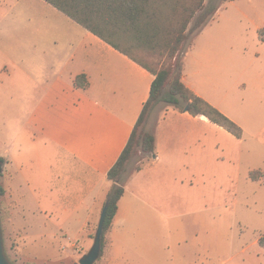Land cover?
Listing matches in <instances>:
<instances>
[{
  "label": "crops",
  "instance_id": "0c3cea01",
  "mask_svg": "<svg viewBox=\"0 0 264 264\" xmlns=\"http://www.w3.org/2000/svg\"><path fill=\"white\" fill-rule=\"evenodd\" d=\"M35 5L21 16L27 23L21 51L10 52L0 32V67H20L8 88L20 98L21 141H26L0 154L5 196L13 203L10 242L16 264H73L93 244V225L111 186L108 172L134 131L155 76L46 0ZM211 19L190 47L197 66L221 55V34ZM189 64L185 59L183 82L218 106L199 88V74ZM81 74L87 87L75 85ZM218 129L226 130L205 115L162 108L150 130L155 151L125 177L104 264H264V227L245 225L242 232L250 230L249 237L238 246L227 239L226 246L215 217L188 211L200 201L190 200L188 192L201 188L216 160ZM154 187L164 190L161 210L144 197L153 198ZM173 191L180 194L174 203ZM187 222L209 230L185 231Z\"/></svg>",
  "mask_w": 264,
  "mask_h": 264
},
{
  "label": "rangeland",
  "instance_id": "374dc122",
  "mask_svg": "<svg viewBox=\"0 0 264 264\" xmlns=\"http://www.w3.org/2000/svg\"><path fill=\"white\" fill-rule=\"evenodd\" d=\"M35 2L37 0H21L20 2L0 0V19L4 18L0 32L6 35L5 45L12 53L22 50L23 43L19 42V39L22 38L21 32L27 27V23L22 21L21 16H26L24 13H29V10L36 8ZM205 3L220 6L211 19V26L219 29L221 34L220 58L215 63L203 66H197L195 62H192L194 55L190 47L196 32L190 34L179 58L183 62L185 59L190 62L188 68L191 71L194 70L192 72L195 74H199L197 79L199 88L222 108L224 113L227 112L226 114L242 127L243 132L241 137H236L223 129L213 132L214 141H218L217 147L214 148L216 160L206 173L204 182L200 185L201 188L188 192L190 200L192 197L200 200L196 205L188 207V211L191 212V216L215 217L218 221L217 225L220 226H217L216 230L220 228L221 243L228 246L226 242L228 239L238 246L249 237L250 230L242 232L243 228L246 230L245 225L252 228L264 227V181H253L249 176L251 171L256 173L264 171L262 142L264 141V0H206ZM38 10L41 9L38 8ZM133 52L154 69L170 63L166 55L159 52L137 49ZM12 75L14 77L20 75L19 65L9 63L7 69L5 66L0 67L1 156H5L6 150L12 145L20 147L21 143L26 142L21 141L23 130L20 123V98L12 95L8 88L11 84L9 77ZM15 89L19 87L15 86ZM166 105L169 104L166 102L153 104L139 132H150L162 108ZM145 158L146 153L140 146H136L127 163L125 177H130L140 169ZM1 163L4 168V162ZM13 169L14 172L18 170L15 167ZM4 180V178L1 179L3 183ZM150 192L153 198H148V195L144 197L147 200L152 199L150 201L153 204V210H161L158 204L164 197V190L154 187ZM177 196L180 197V194L173 191V203ZM12 204L6 196H0L5 247L10 259L16 264L17 259L11 248L9 230ZM98 221L93 225L92 238H94ZM185 228V231L197 229L207 232L209 230L207 226L202 228L195 222H187ZM16 246L15 242L13 247Z\"/></svg>",
  "mask_w": 264,
  "mask_h": 264
},
{
  "label": "trees",
  "instance_id": "16d2710c",
  "mask_svg": "<svg viewBox=\"0 0 264 264\" xmlns=\"http://www.w3.org/2000/svg\"><path fill=\"white\" fill-rule=\"evenodd\" d=\"M79 24L101 37L116 49L128 55L148 69L155 78L150 96L146 102L132 135L116 163L108 172L110 190L109 207L104 225L102 254L95 264H104L106 255V235L112 228L119 209V202L125 193V171L136 146L146 153L155 151V136L139 128L150 107L158 102H166L181 110L188 107L193 115H205L213 123L223 127L236 137H241L243 129L228 115L213 104L197 95L183 82L185 62L179 54L184 49L190 34L199 31L219 10V5H207L206 0H46ZM190 24L192 26L190 27ZM159 52L165 54L169 64L154 69L140 60L133 50ZM77 87H87L85 74L78 75ZM4 162V159H0ZM0 196L6 189L1 181ZM253 181H264V171L250 172ZM95 236V235H94ZM264 246V237L261 238ZM83 254V253H81Z\"/></svg>",
  "mask_w": 264,
  "mask_h": 264
},
{
  "label": "water",
  "instance_id": "95a60500",
  "mask_svg": "<svg viewBox=\"0 0 264 264\" xmlns=\"http://www.w3.org/2000/svg\"><path fill=\"white\" fill-rule=\"evenodd\" d=\"M185 111H188V107L185 108ZM3 171L2 163L0 162V172ZM109 207V199L107 198L104 207L101 211L97 229L94 236V241L90 249L85 252L78 261H75L73 264H95L101 257L102 254V241L104 234V225L107 217ZM0 264H15L9 257L5 247V238L4 231L2 226V219L0 213Z\"/></svg>",
  "mask_w": 264,
  "mask_h": 264
}]
</instances>
